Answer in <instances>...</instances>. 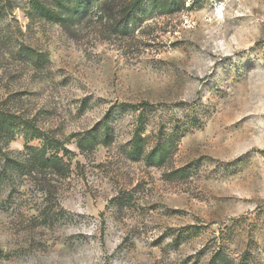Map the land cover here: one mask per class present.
Masks as SVG:
<instances>
[{
	"label": "rangeland",
	"instance_id": "rangeland-1",
	"mask_svg": "<svg viewBox=\"0 0 264 264\" xmlns=\"http://www.w3.org/2000/svg\"><path fill=\"white\" fill-rule=\"evenodd\" d=\"M131 1L65 30L0 0V110L70 152L65 177L0 184V264H264V0L145 2L121 30ZM137 130L162 166L131 156Z\"/></svg>",
	"mask_w": 264,
	"mask_h": 264
},
{
	"label": "trees",
	"instance_id": "trees-1",
	"mask_svg": "<svg viewBox=\"0 0 264 264\" xmlns=\"http://www.w3.org/2000/svg\"><path fill=\"white\" fill-rule=\"evenodd\" d=\"M99 0H29V21L38 18L40 20L59 24L65 30L73 29L81 21L85 20ZM145 2H150L159 9L169 11L180 6L177 0H132L127 7V14L121 17L120 29H132L135 23L136 10ZM150 107L149 104H142L141 108ZM22 127L33 135V139L41 142L39 147H32L26 144L18 156L12 158L6 150L9 142L14 139L15 129ZM97 144L96 140L80 138L77 141V148L81 151L88 150ZM131 156L139 159L144 156V162L148 166H162L168 159L170 149L166 143L157 144L145 155L143 138L137 130L130 141ZM62 154V156H60ZM70 152L50 135L44 134L37 129L36 124L20 115L0 110V184L9 179L10 176L21 175H52L65 177L70 169ZM66 159V160H65ZM184 176L182 170H177L173 175ZM208 264H227V258L221 254H214Z\"/></svg>",
	"mask_w": 264,
	"mask_h": 264
}]
</instances>
